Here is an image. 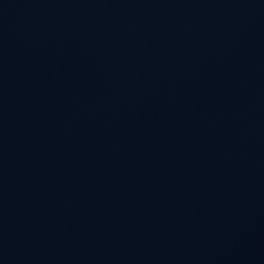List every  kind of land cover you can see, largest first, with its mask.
Returning a JSON list of instances; mask_svg holds the SVG:
<instances>
[{"label": "water", "instance_id": "obj_1", "mask_svg": "<svg viewBox=\"0 0 264 264\" xmlns=\"http://www.w3.org/2000/svg\"><path fill=\"white\" fill-rule=\"evenodd\" d=\"M0 264H264V0H0Z\"/></svg>", "mask_w": 264, "mask_h": 264}]
</instances>
